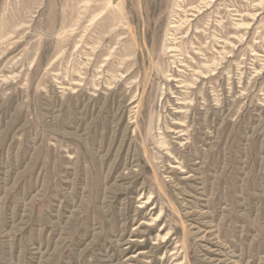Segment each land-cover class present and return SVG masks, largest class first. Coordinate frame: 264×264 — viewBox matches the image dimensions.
<instances>
[{"label": "rangeland", "instance_id": "rangeland-1", "mask_svg": "<svg viewBox=\"0 0 264 264\" xmlns=\"http://www.w3.org/2000/svg\"><path fill=\"white\" fill-rule=\"evenodd\" d=\"M0 264H264V0H0Z\"/></svg>", "mask_w": 264, "mask_h": 264}]
</instances>
